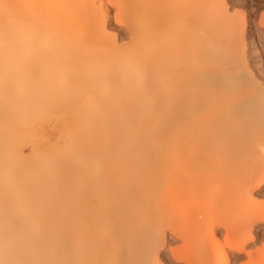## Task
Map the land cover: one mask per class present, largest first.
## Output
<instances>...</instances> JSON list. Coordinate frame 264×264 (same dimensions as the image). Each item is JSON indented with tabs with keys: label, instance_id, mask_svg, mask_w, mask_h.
<instances>
[{
	"label": "rangeland",
	"instance_id": "1",
	"mask_svg": "<svg viewBox=\"0 0 264 264\" xmlns=\"http://www.w3.org/2000/svg\"><path fill=\"white\" fill-rule=\"evenodd\" d=\"M139 1L2 0L17 19L0 41H15L24 25L31 53L23 49L22 66L46 76L13 95L18 120L36 127L21 136L22 153L30 161L39 146L45 162L59 161L57 185L75 159L84 187L102 174L97 197L84 202V194L79 204L86 209L79 249L95 248V264H217L219 250L200 258L212 220L221 222L215 232L224 242L226 227L264 216V184L254 187L264 177V0ZM94 2L109 18L95 15ZM147 18L162 27H142ZM136 65L142 82L130 81L129 96L122 73L129 78ZM11 69L16 78L23 72ZM130 127L136 138L127 137ZM252 231L256 239L242 253L225 245L230 264H252L247 251L264 264V219Z\"/></svg>",
	"mask_w": 264,
	"mask_h": 264
},
{
	"label": "bare ground",
	"instance_id": "2",
	"mask_svg": "<svg viewBox=\"0 0 264 264\" xmlns=\"http://www.w3.org/2000/svg\"><path fill=\"white\" fill-rule=\"evenodd\" d=\"M150 1L147 0L145 4L144 0L142 1L140 0L139 3L141 4L144 3L145 5H148L150 4L149 3ZM158 1L154 0L156 4L158 3ZM7 2L9 3V1ZM161 2L162 1H160V3ZM136 6L137 7H134V9L137 10L138 8V10L135 11V13L137 14L138 11L141 12L142 10H140L141 9V7H139L140 4H137ZM164 7H162L161 10L164 9ZM92 8L96 16L101 15L102 18L103 17L102 15H104L109 18V13L106 10L103 11L102 4L101 6L96 7L94 2L92 3ZM138 14L140 13L138 12ZM16 17L17 15L14 13V10H12V8H9L7 3L5 2L2 3V0H0V32L1 33L3 34L8 33L9 27L12 28L13 26L12 24H10L11 23L10 19L14 21L17 19ZM28 18H29L28 15L20 17L18 22L19 25L22 26L23 23L28 22L29 20ZM115 18L116 21L122 22V19H119L118 16H115ZM147 20L148 18L145 21ZM148 21L150 22V20ZM148 21L144 22L142 20L140 24L144 22L143 23L144 25L141 26L144 27L145 24L148 23ZM122 23H124V21ZM125 23L128 24V27L131 28V30H135L133 28L136 25H129L128 22ZM160 23H161L159 24L160 26L158 24L152 25L148 23L150 27L146 25V29L154 28L153 26L162 27L163 25L162 21ZM140 24L137 26H140ZM24 27H25L24 25L22 26V28L17 27L16 29L18 31L15 29V32L18 35L15 41L12 40V37H5L0 41V65H1L0 66V97H1L0 103L2 102L1 104L3 108H6L3 112L0 111V122H1L0 125H2L0 126V136H1L0 137L1 139L0 140V264H12L14 260H20L25 263L26 262L30 263L31 262L30 258L33 253L36 256V259L33 262H31V264H95L97 263V261H94L95 250H96L95 248L90 249V252L87 253V255L86 254L82 255L79 249L82 240L81 239L82 233L80 231H82V227H83V223L80 221H82L81 217L83 218L82 215H84V211L86 210L85 208L83 209L82 207L83 205L80 206L81 205L80 203L82 202L81 198L84 194H85L84 198H82L84 199V202L87 199V197L90 196L91 198H93L94 196L97 197V194L100 189L98 185L101 184V182L98 183L99 182L98 179L102 174H100V172L98 173L97 172L98 170H96L95 173L98 175L94 173L95 175H93V179H97V178L98 179L93 180L91 178L92 180L89 182V185L84 187L83 184H80V181L84 177L83 172L85 171H83V169L80 168L81 160L75 159V161L72 163V166L69 169H67L66 172L67 174L64 176L65 178L59 183V185H57L56 184L57 181L54 182V179L57 180L56 174L61 173L63 169L62 165L58 163L59 161L53 164H50L49 162H45L44 159L45 154L43 148L39 146L35 147L34 149L35 156L30 161L29 160L25 161L22 153V144L20 142L21 136L28 133L29 131L30 132L34 131L36 127L34 126L35 124L32 125L33 124L32 122H28V121L23 122L18 120L17 116L19 114L18 112L19 108L14 104L13 95H15L16 93L15 90H18L17 88H20L21 86H22L21 88H23L24 86L30 84V82L33 79H36V76L40 78L46 77L43 74L41 75L39 73H35V71L37 70L36 69L33 70L32 67L29 68L23 67L28 62V59L26 54L23 56L24 53L21 55V52L24 49V51L26 50L27 53H31L29 49L31 43V37L29 35L23 37L21 36L25 33L27 34L30 32L29 30L28 32L27 30L22 31ZM84 32L88 34L87 37L92 35V32L90 30ZM5 42L6 44L4 45ZM1 43L3 44V46H7L8 43L14 45H12V47H9L10 51H8V49L5 48L6 51L8 52H3L5 50H2L3 48H1L2 47ZM11 50L12 52L14 51L13 54L11 53ZM243 51L244 52L242 53L241 57L244 60H247L246 52L244 49ZM36 55L38 54H35V56ZM44 56L46 55L41 56V58ZM126 63H124V66L122 65L124 68ZM17 65H19L20 68H22L23 72L21 75H19L16 78V76L10 74V71L12 70L11 68L15 66L17 67ZM137 66L138 65L134 66L136 68L134 67L132 68L138 70V72L137 71L131 72L130 73L131 77L129 76V78H127L128 77L127 75L124 76L122 73L123 78L126 77V79L122 78L124 83L123 88L125 92L127 90L131 92V93L129 92L130 94V95L128 94L129 96H132L134 93L133 92L134 88H132L130 81L134 84L136 83L134 81L135 80L138 81L139 77L142 79V76H140L142 72L141 73L139 72L141 70L139 69V66L137 69ZM123 67L121 68L123 69ZM126 67L127 69H129L128 66ZM111 69H109V71ZM115 71L114 72L112 71L114 75L116 73ZM107 72L103 75L106 76ZM111 73L108 74L109 75L108 78H110L113 75ZM132 74H133V78L135 76V79L133 80H132ZM125 80H129V81L126 82ZM139 81H140L139 83L142 82V80L140 79ZM129 84L131 86H129ZM127 85L129 86V89L127 88L128 87ZM123 88H120V91ZM125 88H127V90ZM130 89H132L133 91ZM13 90L15 92H12ZM124 90L122 91L124 92ZM14 105L16 109L12 107ZM7 109L8 110L10 109L9 110L10 112L11 110L12 112H15L13 113L15 115H10ZM6 114L8 116H6ZM6 119L9 122H6L5 121ZM11 120L15 121L13 122L14 125L11 124L12 122ZM3 124L6 125V128L3 126ZM11 125L13 128L11 127ZM3 127L6 130L7 128H11V129H8L7 131L5 130L6 132H4V130L1 129ZM133 131H136L135 128L130 127L128 129V132L126 131L128 134L127 137L136 138V136L134 135L136 134V132ZM59 158L57 160H59ZM76 177L77 179H75ZM100 178L104 179L102 176ZM101 179L99 180L101 181ZM96 181H98L97 182L98 185L97 183H95ZM263 184H264V177H262L260 181L255 183L254 187L258 188L261 187ZM97 186L99 189L97 188ZM100 187L102 186L100 185ZM30 196H34V197H30ZM90 202L91 200L89 201V204ZM262 219H264L263 214L256 212L254 214L252 213V215H249L237 228L230 229L226 227L225 229H227L226 230L227 232L224 238V242L219 240L215 232V225L217 223L220 224L221 222L220 221L217 222V219L216 220L213 219L212 220L213 225L211 228L212 235L211 238H209L207 244L206 242L205 243L203 242L200 248L202 250V252L200 253L201 255L200 258H205V261L208 262L209 260H206V258L211 259L212 258L211 253L212 252L214 253V251L219 250L221 254L220 257L222 258L220 261V258L218 257L219 264H230L231 258L229 257V255L227 254L224 248L225 245L235 250L238 254L245 251L248 243L256 239V235L252 231L255 222ZM38 226L41 227L39 229L38 237L35 238L34 241H31L33 230L36 229ZM92 228L93 227H90V229ZM247 254L250 257L252 264L258 263V260L256 261L253 256V252L247 251ZM259 256L260 255H258V257ZM181 257L179 255L176 258L182 259L183 257L182 258ZM209 264L212 263L209 262Z\"/></svg>",
	"mask_w": 264,
	"mask_h": 264
}]
</instances>
